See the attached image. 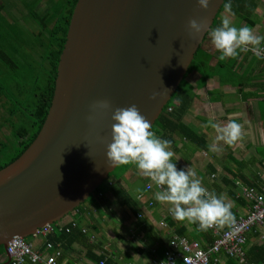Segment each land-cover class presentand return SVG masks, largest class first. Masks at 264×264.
I'll return each instance as SVG.
<instances>
[{"label": "water", "instance_id": "obj_1", "mask_svg": "<svg viewBox=\"0 0 264 264\" xmlns=\"http://www.w3.org/2000/svg\"><path fill=\"white\" fill-rule=\"evenodd\" d=\"M225 0H77L46 119L0 170V246L27 239L85 203L118 165L112 112L136 105L150 129L180 86ZM202 30L195 33L189 21ZM108 101L109 107L97 106ZM8 254V253H7Z\"/></svg>", "mask_w": 264, "mask_h": 264}, {"label": "crops", "instance_id": "obj_2", "mask_svg": "<svg viewBox=\"0 0 264 264\" xmlns=\"http://www.w3.org/2000/svg\"><path fill=\"white\" fill-rule=\"evenodd\" d=\"M47 6L48 0H0V49H6L3 48L6 42L2 37L8 39V45L17 34L26 38L28 28H33L35 23L31 12L34 9L44 11ZM226 11L232 15L226 17L233 21V14ZM256 13L257 25L252 29L255 34L264 36V0L258 1ZM34 29L33 33L38 34L39 27ZM261 47L264 48V41ZM240 71L249 76V86L244 90H240L236 83H222L218 77L208 79L202 88H197L198 74L193 72L190 81L187 78L186 91L191 88L193 101L184 121L205 135L207 146L201 150L182 138H175L168 145V150L173 153L171 160L177 168L186 170L190 167L201 186L228 206L222 227H226L230 219L246 215L250 209L247 201L238 198L239 188L235 183L259 184L264 179V61L249 55L241 63ZM5 106V100L0 97V115L4 113ZM229 120L241 126L240 136L231 145L216 140L218 133L212 127L213 124L223 126ZM7 136L2 130L0 142ZM214 142L218 148L215 152L208 147ZM124 166L126 170L120 180L111 178L113 186L96 201L98 205L90 204L83 212L74 211L59 222L61 227H68L79 218L86 239L74 241L66 248L58 243L62 251L58 264H101L103 261V264H151L156 258L163 257L174 237L180 236L179 228L184 227L190 236L196 233L193 222L177 223L169 212L171 205L155 200L154 193L160 189L149 178L138 175L134 164ZM138 177L145 180L142 189L134 188ZM147 184L152 185L151 190L146 189ZM123 190L137 203L138 211L146 222L140 223L129 207L118 203L117 195ZM139 194H142L141 198H138ZM151 201L153 206H150ZM257 230L258 234L248 237L250 242L246 250L264 244V227ZM53 232L44 234L40 231L25 240L35 250L47 254L50 251H46L45 245ZM195 240L204 245L201 239ZM218 259L219 264H249L223 254ZM0 264H12L4 250L0 251ZM23 264L32 263L25 261Z\"/></svg>", "mask_w": 264, "mask_h": 264}, {"label": "trees", "instance_id": "obj_3", "mask_svg": "<svg viewBox=\"0 0 264 264\" xmlns=\"http://www.w3.org/2000/svg\"><path fill=\"white\" fill-rule=\"evenodd\" d=\"M258 1L260 0H225L211 29L220 25L222 12L226 9L225 3L230 5V8L226 10L243 21L244 26L254 28L257 25L256 11ZM76 2L77 0H64L63 4L59 5V0H48L46 10L36 11L34 9L31 12V17L40 29L37 34V42L34 44L29 43L25 36L21 34L11 38L9 45L7 43L8 39L2 37V41L6 42L3 48L6 47V49H0V97L5 100L6 108L4 113L0 115V133L5 127L10 128L11 131L8 136H12L14 141L10 142V140L6 141L5 139L0 142V170L17 159L29 147L46 119L54 94L60 55L66 42V35ZM209 32L195 54L180 86L150 129L162 140L172 142L175 138L187 139V141L192 142L201 150L207 146L205 135L200 134L192 125L184 121V117L193 101L192 93L190 92L191 88L186 91L189 84L187 78L193 72H196L198 74L197 88H202L208 79L218 77L222 83L232 85L236 83L240 90H244V88L249 86V76L240 71V65L247 56H255L251 51H247L240 52L235 58L220 60V52L212 44ZM259 59L264 61L262 58ZM169 108H172V110L169 111ZM125 170L123 168L122 171L124 172ZM111 175L112 173L104 181L106 187L102 188L100 186L90 196L92 200L88 201V199L75 211L83 212L90 204L98 205L96 201L102 197L99 194L102 193L103 195L105 191L113 186ZM235 184L239 188L238 198H243L244 201L251 205L252 202L244 195L243 188H252L263 192L264 179L259 184L252 182L243 185L239 181ZM147 185L152 186L151 184ZM147 185L146 189H148ZM148 190H151V188ZM206 195L207 197L212 196L207 190ZM117 198L119 204L129 207L133 211L140 223L146 222L142 217V213L138 211L137 203L127 191L123 190L120 192ZM149 203L150 206L154 205L153 201ZM89 213L91 212L89 211ZM239 217L243 216L230 219L226 227H222L221 223H219L221 226L220 230H227L231 222ZM176 221L183 224L186 220ZM193 227L196 233L192 236L185 232L184 227L182 229L179 228L177 232L189 241L201 239L204 241V245L201 243L202 247L209 250L215 239L218 238V233L210 228L207 230L200 229L198 223L194 222ZM259 227L262 226H253L251 230L245 233V242L241 244L245 251V258L241 261H247L249 264H264V244L252 246L249 250H246L248 242H250L248 237L258 234L257 228ZM54 228L55 232L48 236V241L54 244V248L52 246L49 251L54 254L59 251L58 259L62 256V251L57 246L58 243L62 244L63 248H66L69 244L72 245L74 241L86 239L85 233L71 224L68 227H63L61 231H59V226H54ZM169 249L174 250L171 246L167 248V250ZM3 250L4 248L0 246V251ZM220 254L229 257L223 249H220L210 254V264H219L218 256ZM164 255L162 258H156V260L163 259ZM229 258L238 260L234 257Z\"/></svg>", "mask_w": 264, "mask_h": 264}, {"label": "clouds", "instance_id": "obj_4", "mask_svg": "<svg viewBox=\"0 0 264 264\" xmlns=\"http://www.w3.org/2000/svg\"><path fill=\"white\" fill-rule=\"evenodd\" d=\"M211 0H197L199 7L207 10ZM225 8H230L225 3ZM195 33L202 30L196 19L189 21ZM211 42L220 52L219 59L235 58L240 52L251 51L257 58L264 59L261 42L264 36L254 33L248 26L236 27L228 17L221 19L219 26L209 32ZM97 106L108 108V101H99ZM112 141L107 147V159L112 165L134 164L140 176L149 178L160 190L154 193L157 202L168 203L172 217L179 221L198 223L207 230L213 223H222L228 206L215 195L207 197L206 190L190 167L178 169L172 162L173 153L168 150L170 141L162 140L150 131V122L140 113L136 105L118 107L112 112ZM217 131L216 140L231 145L240 136L241 126L229 120L223 126L212 125ZM217 151L216 143L209 146Z\"/></svg>", "mask_w": 264, "mask_h": 264}, {"label": "built area", "instance_id": "obj_5", "mask_svg": "<svg viewBox=\"0 0 264 264\" xmlns=\"http://www.w3.org/2000/svg\"><path fill=\"white\" fill-rule=\"evenodd\" d=\"M171 110L172 108H169V111ZM147 187L148 189L151 188L150 185H147ZM243 193L252 202L248 214L233 220L230 227L225 231L220 230L221 226L219 223H213L209 228L218 233V238L215 239L212 246L209 245V250L204 249L200 241H189L185 237L176 236L170 243L174 250H167L163 259L154 260L151 264H210V254L220 249H223L229 257L244 260L245 251L241 244L245 242V233L256 225L264 227V186L263 192L252 188H243ZM99 196H102V193ZM138 197L141 198L142 195L139 194ZM71 225L76 227V221H72ZM54 226H59L60 230L63 228L57 222V225L55 223L47 225L40 229L38 233L43 231L46 234L49 231H53L55 229ZM45 246L46 251H48L53 244L47 242ZM7 253L12 264H23L25 261H30L32 264H58L57 257L60 255L59 251L56 254H43L35 250L31 244L21 237L8 244Z\"/></svg>", "mask_w": 264, "mask_h": 264}, {"label": "rangeland", "instance_id": "obj_6", "mask_svg": "<svg viewBox=\"0 0 264 264\" xmlns=\"http://www.w3.org/2000/svg\"><path fill=\"white\" fill-rule=\"evenodd\" d=\"M63 2H64V0H59V5H61V4H63ZM227 11H226V9L222 12V15L224 14V16L226 17V16H232V15H230V14H228V13H226ZM227 14V15H226ZM233 17H234V19H233V21H231V23H232V25H234V26H236V27H241V26H243L244 25V22L243 21H241V20H239L236 16H234L233 15ZM32 23V22H31ZM32 26H33V28H28V31H27V35H26V38H27V40L29 41V43H35V42H37V34H35V33H33L34 31H35V29L34 28H36L37 30H38V27H37V25L35 24V23H33L32 24ZM25 47V46H24ZM23 47V48H24ZM188 79H189V81H190V79H191V76H189L188 77ZM16 121V120H15ZM4 133L6 134V135H9L10 134V128H8V127H5L4 129ZM6 139V141L7 140H10V142L13 140V137L12 136H8V137H6L5 138ZM4 139V140H5ZM14 141V140H13ZM259 150V149H258ZM123 168H124V165H118V167L114 170V172L112 173V175H111V178H115V179H117V180H120V177L122 176V170H123ZM144 184H145V180L143 179V177H138L137 178V180H136V182L134 183V188L136 189V188H138V189H142L143 187H144ZM102 188H105L106 187V185H105V183H103L102 185ZM92 200V197L90 198L89 197V200L88 201H91ZM69 216V215H68ZM68 216H66V217H68ZM65 217V218H66ZM65 219H63V221H64ZM75 221H76V223H77V225H78V227L77 228H79V229H81V230H83V228H81V225H80V222H79V218L78 219H74Z\"/></svg>", "mask_w": 264, "mask_h": 264}]
</instances>
